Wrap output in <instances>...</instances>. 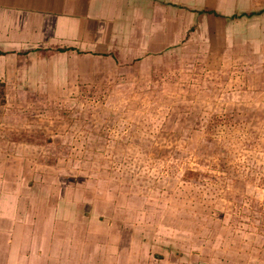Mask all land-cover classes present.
Listing matches in <instances>:
<instances>
[{
	"label": "rangeland",
	"instance_id": "1",
	"mask_svg": "<svg viewBox=\"0 0 264 264\" xmlns=\"http://www.w3.org/2000/svg\"><path fill=\"white\" fill-rule=\"evenodd\" d=\"M241 19L147 61L163 72L140 90L132 69L65 92L1 83L0 190H40L49 212L76 199L93 246L129 243L125 264H264V20Z\"/></svg>",
	"mask_w": 264,
	"mask_h": 264
},
{
	"label": "crops",
	"instance_id": "2",
	"mask_svg": "<svg viewBox=\"0 0 264 264\" xmlns=\"http://www.w3.org/2000/svg\"><path fill=\"white\" fill-rule=\"evenodd\" d=\"M226 2L237 0H0V83H47L65 92L72 85L129 82L122 74L132 69L140 90L163 72L152 74L147 61L199 52L219 38L221 26L234 31L238 19L264 20V0ZM0 192V264H125L119 248L129 243L117 241L113 253L107 238L93 246L92 223L85 221L92 214L76 199L49 212L43 208L51 196L40 190Z\"/></svg>",
	"mask_w": 264,
	"mask_h": 264
},
{
	"label": "trees",
	"instance_id": "3",
	"mask_svg": "<svg viewBox=\"0 0 264 264\" xmlns=\"http://www.w3.org/2000/svg\"><path fill=\"white\" fill-rule=\"evenodd\" d=\"M61 51H63V50H61ZM1 84V83H0Z\"/></svg>",
	"mask_w": 264,
	"mask_h": 264
}]
</instances>
